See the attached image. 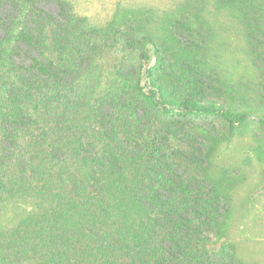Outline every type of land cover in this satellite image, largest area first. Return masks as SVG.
Here are the masks:
<instances>
[{"label":"trees","instance_id":"obj_1","mask_svg":"<svg viewBox=\"0 0 264 264\" xmlns=\"http://www.w3.org/2000/svg\"><path fill=\"white\" fill-rule=\"evenodd\" d=\"M4 3L0 264H239L224 240L229 175L211 173L231 137L195 120L246 123L237 102L206 97L202 77L242 95L223 77L232 21L264 78V0H177L106 25L67 2L63 21L38 0ZM21 42L39 54L32 78L14 67Z\"/></svg>","mask_w":264,"mask_h":264},{"label":"rangeland","instance_id":"obj_2","mask_svg":"<svg viewBox=\"0 0 264 264\" xmlns=\"http://www.w3.org/2000/svg\"><path fill=\"white\" fill-rule=\"evenodd\" d=\"M176 1L38 0V5L63 21L62 7L67 2L78 15L86 17L96 25H106L115 14L120 16L121 11L143 7L168 10ZM10 10L8 3L0 6L2 13ZM3 34L0 28V37ZM180 38L185 41L186 37L180 35ZM222 40L229 44L224 52L223 77L237 83L242 95L233 92L230 96L229 91L210 75L202 77L206 97L219 102L226 97L228 102H237L235 108L248 117L246 123L238 127H231L217 116H204L195 121L219 140L225 135L231 137L230 142L225 141L217 148V164L214 171H211L218 179L223 173L229 175V181L224 182V187L231 193L232 210L227 221L225 244L231 247L230 250L239 264H264V128L259 116L264 111V78L257 74L251 62L244 57L239 25H234L231 21L230 30L223 33ZM38 57V51L34 47L21 42L17 45L12 59L18 72L32 78L36 74L34 60ZM90 80L89 85L94 82L92 78ZM223 92L225 94L221 95ZM119 102L122 103L123 99H119ZM110 107V103L106 102L100 110L107 113ZM142 113L139 110L137 115L141 117ZM145 124L142 118L140 127L143 129ZM9 209L14 210L13 207Z\"/></svg>","mask_w":264,"mask_h":264}]
</instances>
